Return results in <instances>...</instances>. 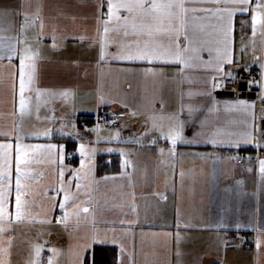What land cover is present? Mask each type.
Listing matches in <instances>:
<instances>
[{"label": "crops", "instance_id": "1", "mask_svg": "<svg viewBox=\"0 0 264 264\" xmlns=\"http://www.w3.org/2000/svg\"><path fill=\"white\" fill-rule=\"evenodd\" d=\"M100 3L101 0H0V8L8 6L10 9L7 13L0 11V37L10 38L13 43L20 34L24 13L34 15L39 6L36 26L29 28L26 33L35 49L36 33L39 32L40 21H43V35L39 38L40 59L36 62L37 87L54 93L64 90L71 93L67 99L59 96L49 99L46 94L40 102L39 119L34 107L35 93H32V114L21 119L18 93L16 105L13 104L9 76L12 69L9 61L4 59L0 61V126L11 128L15 122L21 135L28 134L25 143L65 145V152L74 154L71 161L68 160L69 155L65 156L64 163L70 168H80L81 157L77 151L80 142L96 149L90 161L93 165L90 176L99 181V184L91 183L87 191L82 188L76 203H83V206L88 207L97 221L115 222L109 223L107 227L127 231L124 244L134 264H264V246L256 248L255 237L258 233L254 230L264 227V178L259 174L258 165H251L253 171L249 172L247 169L250 165L247 162L230 163L226 159L238 156L240 149L264 156V148L258 149L255 144H242L238 149L228 146L213 147L210 144H178L175 157L167 154L162 156L158 149H167L170 145L164 139H159L157 144L152 145L151 141L159 136L156 131H150L147 138H142L149 127L145 121L154 110L158 115L161 112L167 115L177 112L181 103H210L201 96L189 99L187 95L189 91H201L204 87L201 78L210 75V72L194 67L185 69L182 74L179 70L181 66L175 63L154 62L149 65L110 58L100 60V36L96 20L97 6ZM28 4L31 7H23ZM189 6L201 5H196L193 0ZM103 11L106 13V7ZM240 20H250L249 14H238L235 22L234 59L243 66L247 65L244 64L245 53L238 54ZM53 31L56 34L55 48L52 47ZM249 36L251 37V28L246 27L245 43L249 42ZM257 36L256 55L261 56L264 45L261 44L259 33ZM4 42L7 43V39ZM181 42L184 43L183 36ZM107 51L114 52L115 47L110 45ZM202 55L204 59H208L207 52ZM11 63L18 66V57H14ZM146 67L157 69L158 74L144 75L141 69ZM252 68L259 73L258 64L252 65ZM235 72L238 75L244 71L242 67H236ZM224 88L215 91L213 95L219 100L239 96L241 99L255 101V112L259 116V86L241 94ZM102 107L122 110L117 115L120 125H100L93 128L98 131H90L86 137H82L76 116L92 115ZM132 112L139 114L132 115ZM184 116L186 117V112ZM212 119L218 126H226L231 130L243 127L239 123L228 124L229 120L239 119L237 113L221 111L213 114ZM45 128L51 129L50 138L31 135L42 132ZM61 129L64 135H61ZM198 130L199 125L189 124L184 134L191 138ZM117 131L121 141L141 138V142H107ZM97 135L100 137L99 142ZM68 138L76 141L74 148ZM121 149L124 150V155L119 151ZM101 155L107 158L113 155L117 159L114 171L98 174V158ZM201 156H206L207 159ZM216 156L221 157L224 162L214 164ZM39 159L43 160L44 157ZM125 160L130 162L127 168L122 167ZM33 166L37 173H43L38 188L41 191L47 188L50 196H55L57 201L63 200L62 192L57 195L52 191L54 187H58V165L44 162ZM182 170L185 173L183 179ZM103 177L109 179L104 180ZM64 178L66 181L72 180L71 192L75 193L76 181L71 177L70 170L65 171ZM39 204L38 199L36 210H39ZM133 205L135 211L131 210ZM72 208L73 205L69 202L68 211H72ZM10 209L14 211V203L10 205ZM61 215L57 207L50 217V224L40 223L38 220L19 223L13 221V231L8 234L13 238L11 255L8 257L11 264H26L31 242L44 244V241L48 243L44 245L43 257L51 255L48 249L55 247L63 253L57 257L59 264H68L69 246L75 245L78 239L77 225L74 219L69 220L67 227L57 223L56 217ZM85 215L87 214L81 212V231L91 227V216L85 221ZM222 217L229 225L240 223V230H221L218 225ZM120 220H131L133 223L121 225ZM185 224L190 227H185ZM41 231L43 236L39 235ZM177 232L180 235L179 256L176 254ZM124 264H128L127 255L124 257Z\"/></svg>", "mask_w": 264, "mask_h": 264}, {"label": "snow or ice", "instance_id": "2", "mask_svg": "<svg viewBox=\"0 0 264 264\" xmlns=\"http://www.w3.org/2000/svg\"><path fill=\"white\" fill-rule=\"evenodd\" d=\"M193 0H101L98 7L97 33L100 36V60L112 59L115 61L142 62L153 64L154 62L175 63L180 65V72L183 74L185 69L201 68L205 72H210L201 78L204 87L201 91L187 93L189 99L195 96L205 98L210 103L193 104L181 103L177 112L165 115L161 112L159 115L153 111L148 116L145 123L149 125L142 138H147L150 131H156L159 136L151 141L152 145L158 143L159 139L166 140L170 147L159 148V153L163 156H176V146L178 144L198 145L210 144L213 147L228 146L239 148L242 144H255L256 148H264V47L261 48L262 55H256V36L259 33L261 44L264 45V0H194L196 5L189 6ZM206 5V6H204ZM31 7V4L23 5ZM106 7V13L103 9ZM0 11L9 12L8 6L0 8ZM199 13V15H197ZM249 14L250 20H240V51L246 53L251 45L252 58L247 65L241 66L240 62L234 59L235 44V22L238 14ZM39 19V6L34 15L24 13V20L20 26V34L13 43L10 38L0 37V61L7 59L12 71L9 73L12 82L13 104L16 105L18 93L19 117L30 116L33 110V96L35 93V111L39 119L40 102L47 94L49 99L59 96L67 99L71 94L69 90L58 93L50 92L47 89L37 87V60L40 59L39 38L43 35L44 24L40 21L39 32L36 33L37 47L34 49L27 30L36 26V20ZM251 28V37L249 42L245 43L244 29ZM183 36L184 43L181 42ZM22 37V38H21ZM7 39V43H5ZM53 45L56 47V34L52 33ZM20 45V47H16ZM112 45L114 52H108L107 49ZM208 53V59H204L202 53ZM14 57H18L19 64H12ZM259 65L258 79L252 77L247 79L246 88L251 91L253 86H259L257 96L261 101V111L259 116L255 112V101L241 99L237 96L235 99H217L213 93L217 90H223L225 81L229 78L232 82L244 77L235 72L236 67H242V70L251 76L249 71L252 65ZM146 76L157 75V69L146 67L141 69ZM18 79V88H17ZM189 78V83H191ZM232 91H236L235 88ZM103 101V97H101ZM116 102V101H113ZM127 107V105H125ZM237 113L239 119L229 120L228 124L239 123L243 127L231 130L228 127L218 126L212 119L213 114ZM186 112V117L184 113ZM132 115L139 113L132 112ZM203 116V118H201ZM260 121V122H258ZM115 121H112L114 123ZM192 124L199 125L191 138L185 136V128ZM64 135L63 129L60 130ZM91 131H98L92 129ZM31 135L39 138L51 137V129L34 132ZM70 135V134H69ZM28 134L21 135L19 127L13 123L11 128L0 126V264H11L8 257L11 255L13 238L8 235L13 231V221L19 223L23 221L40 223H51L50 217L56 211L57 207L62 213L56 217V222L68 226L70 219L76 221L77 243L70 245L67 253L68 264H96L94 246L113 245L118 247L119 255L113 256L112 264H124L125 255L128 256V264H134L131 254L124 244V237L127 231L117 230L115 227H107L109 223L104 220L97 221L89 208L83 206V203H76L79 199V193L83 188L89 189L91 183L99 184L94 177L90 176L93 165L90 163L96 149L90 147L84 142L79 143L77 149L81 159L80 168H70L65 164V156L73 153L65 152L63 144H30L25 143ZM79 138V133H77ZM100 137L97 135V142ZM116 140L118 143H140L141 138L120 140L119 131L115 136L109 137L107 142ZM108 151H115L108 149ZM124 155V150H119ZM199 155V154H197ZM44 157L43 160L39 157ZM207 159L206 156H201ZM228 162L233 163L240 159L238 156L226 158ZM247 163L250 165L247 171H253L251 165H258L259 174L264 178V156L257 155L253 160L247 157ZM56 163L58 165L57 184L54 191L57 195L63 193V200L57 201L55 196L48 194L47 188L41 191L38 188L40 177L43 173H37L34 164ZM224 160L216 156L213 163H223ZM129 161L125 160L122 167L127 168ZM66 170L71 171V177L75 179L77 191L71 192L72 180H65ZM185 173L181 171V178ZM107 180L109 177H103ZM81 181L86 183L82 184ZM242 183V182H239ZM39 199V210H36V203ZM69 202L72 203V211H68ZM14 203V211L10 205ZM135 211V206L131 207ZM81 212L85 215V221L91 216V227L81 231L79 228ZM121 225H131V220H120ZM179 228V224L177 225ZM185 227L190 225L185 224ZM221 230L230 228L239 231L240 223L229 225L225 218H221L218 225ZM257 231L255 244L257 249L264 246V227L254 229ZM43 231L39 233L43 236ZM143 235V233H142ZM177 256L180 255L179 243L180 235L176 233ZM44 244L31 242L29 256L26 264H59V259L63 255L60 249L51 247L48 251L51 255L46 258L42 256ZM227 244V241H225Z\"/></svg>", "mask_w": 264, "mask_h": 264}, {"label": "built area", "instance_id": "3", "mask_svg": "<svg viewBox=\"0 0 264 264\" xmlns=\"http://www.w3.org/2000/svg\"><path fill=\"white\" fill-rule=\"evenodd\" d=\"M249 71L251 72V76H249V74L246 72H243L242 74H238V77L242 76L244 77V79L243 80L238 79L234 83L229 78L228 80L225 81L226 86L224 87L229 88V89L235 88L236 92L243 91L245 87H242V85L246 83L247 79H251L252 77H256L257 79L259 78L256 70L250 69ZM257 87L258 85H255L253 86L252 89H256ZM120 112H123V111L122 110L115 111L109 107H102L96 113L92 115H83V114L77 115L76 119L79 124L80 134L82 135V137H86L90 133L91 129L97 128L98 126L104 125V124L110 125L112 127L119 126L120 122L117 119V115ZM112 121H115V122L112 123ZM257 155H258L257 152L252 153V152H249L248 150L240 149L238 151V157H240V159L236 160V162L242 164V163L247 162V159H246L247 157H252L254 160ZM72 159H73V155L68 156L69 161H71Z\"/></svg>", "mask_w": 264, "mask_h": 264}, {"label": "trees", "instance_id": "4", "mask_svg": "<svg viewBox=\"0 0 264 264\" xmlns=\"http://www.w3.org/2000/svg\"><path fill=\"white\" fill-rule=\"evenodd\" d=\"M254 69V68H251ZM255 70V69H254ZM72 142V148L75 147L74 143L75 140L68 138V142ZM71 146V145H70ZM110 157L107 158L106 156H100L98 158V166L97 172L98 174L112 172L116 168L117 159L113 157V155H109ZM74 157V154H73ZM94 253H95V261L96 264H112L114 254L118 256V249L116 246L108 245V246H94Z\"/></svg>", "mask_w": 264, "mask_h": 264}, {"label": "rangeland", "instance_id": "5", "mask_svg": "<svg viewBox=\"0 0 264 264\" xmlns=\"http://www.w3.org/2000/svg\"><path fill=\"white\" fill-rule=\"evenodd\" d=\"M250 38V36H249ZM249 40V39H248ZM258 40V36H256V41ZM255 47H256V54H257V44H255ZM240 48H241V44H240V41L238 42V54H240ZM252 57V51H251V45H249V50L245 53V59H244V64H248L250 58ZM244 85V86H243ZM242 85V87H245V89L243 91H237L238 94H241L245 91H248V89L246 88V83H244ZM225 89V88H223ZM229 89V88H228ZM236 93V91H234Z\"/></svg>", "mask_w": 264, "mask_h": 264}]
</instances>
